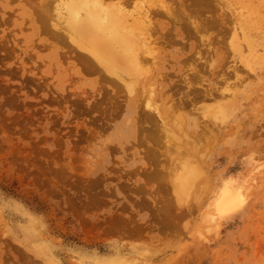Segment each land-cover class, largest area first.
I'll use <instances>...</instances> for the list:
<instances>
[{
	"label": "rangeland",
	"instance_id": "rangeland-1",
	"mask_svg": "<svg viewBox=\"0 0 264 264\" xmlns=\"http://www.w3.org/2000/svg\"><path fill=\"white\" fill-rule=\"evenodd\" d=\"M64 1L0 0V264H264V22L232 48L264 0H205L223 22L204 43L193 0H121L182 19L152 14L157 65L131 94L59 26Z\"/></svg>",
	"mask_w": 264,
	"mask_h": 264
},
{
	"label": "bare ground",
	"instance_id": "bare-ground-1",
	"mask_svg": "<svg viewBox=\"0 0 264 264\" xmlns=\"http://www.w3.org/2000/svg\"><path fill=\"white\" fill-rule=\"evenodd\" d=\"M109 1H111V0H68V2H66L67 4L64 1V3H65L64 6L62 5L60 8L61 13L59 16L57 14L56 17H58L59 26L64 28V31L67 33V35L70 37V39L75 44H77V46L79 45L78 47H81V49L85 50L87 54L89 53L90 57H92V59H94L104 70L109 72L111 75H113V73H114L118 78H120L124 82V84L127 85V89L129 91V94H131V93H134L133 92L134 87L132 88V85L130 84L131 81L134 78H139L142 75V72L149 71V70H145L147 68H144V70H143L142 64H144V63L149 64L151 60L153 61V64H155L156 51L158 50V48H157V50H155V47H153L151 45L152 43L155 44L151 40L152 34H150V33H152L151 32L152 30H153V32L155 30L153 27L154 22H151L153 20L150 19L152 17V14L155 16H162L165 14V15H168V17L169 16L174 17V18H172L174 21H179L182 19L177 18L178 14L174 10V8L171 10L170 7H168V6L167 7H165V6L159 7L158 6V8H156V6L155 7L154 6H146V5L141 4V5H137L138 7H141L140 8V14L138 15V18H132V20L130 21L129 17H131V16H129V15H132V14L126 13L123 10V7L120 5L122 3L121 0L118 3V5L116 3H113V2L110 4ZM193 1H192L193 5L194 4L196 5V6L194 5V7L196 9L187 10L188 12L187 11L185 12V10H183V11L188 14L189 20H191V21H192V19L195 20L194 23H191L192 25L195 24V28H192L193 26L190 24V22L187 23V25H185L186 28L185 27L183 28L185 30L184 34L186 31L188 34H191L190 36H192V32H196V33H194V34H196V36L200 33L199 34V36H201L200 40L204 43L205 37L202 36V33L205 31L206 28H208L206 26V24L211 29L212 28L216 29V28H218L217 25L219 24V22L217 23V20H219L220 18L215 20L214 17H216L215 15H217L218 13L216 14L214 12L213 8L210 7L205 2V0H193ZM190 4H192V3H190ZM147 5H149V4L147 3ZM190 6H192V5H189V9L192 8ZM145 7H148V8H145ZM158 9H161L164 13H162V11L158 10ZM205 11H206V13H213L214 12V15H213L214 20H213V18H210L211 23H207V22L204 23L202 21H200L199 23L196 22V21H198L197 19L200 18V15L201 16L206 15V14L203 15L205 13ZM136 12H138V11H136ZM210 16H211V14H210ZM219 16L221 17V15H219ZM205 17H207V16H205ZM257 17H258V14H255V18H257ZM212 20H213V22H212ZM220 22H223V20L220 19ZM257 22H258V24L263 23L264 17H261L260 21L257 19V21H255L254 25H251V26L249 25V27L246 26V31L249 32L250 30H252V31L256 30L258 27ZM224 23H225V21H224ZM151 24H153V25L151 26ZM182 24H184V23H181V25ZM181 25H180L181 28L176 27L178 29H176L175 31L181 33V35H182L183 32L181 30L182 29ZM226 28H227V26H226ZM193 29L196 31H194ZM167 33H168V31H167ZM164 34H166V33H164ZM194 34H193V36H194ZM169 35H171V31H169ZM234 35L236 37H238L237 33ZM199 36H197L198 38H195V39H199L200 38ZM161 39H160V41H161ZM242 39L238 40L239 43L236 41H235V43H233V47L231 46L233 48V51H235L237 53L242 51L243 42H247L248 44L253 43L252 39L250 38V32H249V34L245 32L243 34ZM148 40H149V42H148ZM163 40H164V38H163ZM163 40L161 41V43L163 42ZM166 43H163V44L166 45ZM157 45H159V40L157 42ZM210 45H211V43L207 40L206 52L210 51V49H211ZM249 46H250V44H249ZM249 46H248L249 52H252L255 55H257L255 52H253V50ZM142 49L143 50L146 49V50L144 53H142V56H140L139 52H141ZM159 51H157V52H159ZM196 52H198V53H196V57L199 58L198 60L202 61L204 59V55L202 53L205 54V52H202V51H196ZM143 54H144V57H143ZM141 57H143V58H141ZM149 58H151V59L149 60ZM192 63H194V62H192ZM156 65L157 64H155L154 66H156ZM211 67H212V65H211ZM212 74H215V73L212 72ZM124 77H125V79H126V77L128 79L125 80ZM224 78H226V77H224ZM127 80H131V81H129L127 84L126 83ZM191 80L192 79L185 81V84L190 85ZM193 80L199 81V83H200L199 85L202 87L200 89L204 88L205 80L203 78L193 77ZM209 85H211V84H209ZM199 90L193 89V91L196 93L195 95H196V98L198 100H199V98H202V97H204L206 100L211 99V98H213L215 100L218 97V95H217L218 93L214 89L205 88V89H203L204 93L201 92L202 90H200V91ZM219 91H220V89H219ZM235 93H237V92H235ZM195 95H194V97H195ZM222 96H224V95H222ZM235 97L238 99V94L235 95ZM169 100L173 101V99H169ZM161 101H162V103H163V101L165 102V100L163 98ZM165 103H169V102L167 101ZM177 103H186V102L180 101ZM197 103H198V101H197ZM199 138L197 137V139H199ZM202 138L203 137H201V139ZM186 169L187 170L185 171V174H183L177 180V183L175 184L176 189H177L176 192L179 196H181V194H183L185 192V189L187 187H189V184H191V182L194 180V177L192 175H190V173L188 172L189 168H186ZM192 184H194V183H192ZM238 200L239 199L236 195L231 194L229 192L228 193L225 192L224 194H222L221 198H219V200L217 201L218 203L216 205L215 212L220 216L222 214L227 213L229 210L236 208V206L238 204Z\"/></svg>",
	"mask_w": 264,
	"mask_h": 264
}]
</instances>
